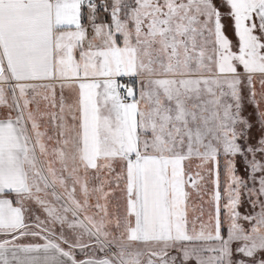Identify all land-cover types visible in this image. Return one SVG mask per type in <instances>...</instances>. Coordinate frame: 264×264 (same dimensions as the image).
<instances>
[{
	"label": "snow or ice",
	"instance_id": "6c2138e0",
	"mask_svg": "<svg viewBox=\"0 0 264 264\" xmlns=\"http://www.w3.org/2000/svg\"><path fill=\"white\" fill-rule=\"evenodd\" d=\"M0 264H264V0H0Z\"/></svg>",
	"mask_w": 264,
	"mask_h": 264
},
{
	"label": "rangeland",
	"instance_id": "374dc122",
	"mask_svg": "<svg viewBox=\"0 0 264 264\" xmlns=\"http://www.w3.org/2000/svg\"><path fill=\"white\" fill-rule=\"evenodd\" d=\"M248 112H251L252 111V108L249 106L248 109H247ZM252 135L253 137H255L256 135H258V132L256 129H253L252 130ZM238 168L240 169V174L243 175V167H242V164L241 162L238 160ZM211 191V185L209 184V193ZM205 201L208 200V196L206 195L205 196ZM244 205V204H243ZM247 205V204H246ZM205 210H206V216H207V211L210 210V205L209 204H205ZM38 213L41 215V217L43 218V213L42 212H39V210H37ZM240 211L241 212H244V209H243V206L240 208ZM57 231H59V227H57ZM27 238H30V243H42L43 241L39 238H33V237H27ZM78 255H81L80 253ZM77 255V258L79 259V256Z\"/></svg>",
	"mask_w": 264,
	"mask_h": 264
},
{
	"label": "crops",
	"instance_id": "0c3cea01",
	"mask_svg": "<svg viewBox=\"0 0 264 264\" xmlns=\"http://www.w3.org/2000/svg\"><path fill=\"white\" fill-rule=\"evenodd\" d=\"M56 91H57V97H59V95H60V89H59V86L58 85H57ZM64 95H65L66 100H69L70 101V99H71V93L69 92L68 89H65L64 90ZM243 209H244V212L247 211V210H249L248 209V206L246 205V203L243 205ZM29 241H30V238L25 237V238H22L19 242L20 243H30ZM78 254L79 253H77V255ZM78 256H79V258H82L81 255H78Z\"/></svg>",
	"mask_w": 264,
	"mask_h": 264
}]
</instances>
